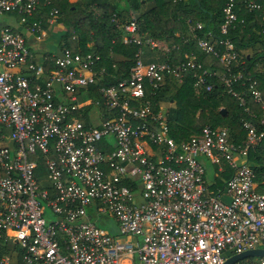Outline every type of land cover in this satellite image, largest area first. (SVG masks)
Returning <instances> with one entry per match:
<instances>
[{
  "label": "built area",
  "instance_id": "1",
  "mask_svg": "<svg viewBox=\"0 0 264 264\" xmlns=\"http://www.w3.org/2000/svg\"><path fill=\"white\" fill-rule=\"evenodd\" d=\"M41 1L49 3L0 0V15H18L39 42L45 22L33 15ZM236 3L224 2L223 35L239 20ZM243 3L264 19V0ZM127 8L130 18L117 26L123 42L137 45L133 64L93 96L90 84L115 77L100 54L61 47L46 71L48 57L35 59L27 35L0 26V264H222L264 248V179L251 158L264 140V91L250 72L264 71V57L248 69L247 52L228 37H197L220 67H205L190 52L175 62L176 45L139 31ZM59 14L50 8L46 22ZM143 47L162 59L145 62ZM187 73L195 94L219 82L244 108L241 141L223 125L204 124L187 139L170 135L149 94ZM204 159L220 185L206 179ZM232 264H264V256Z\"/></svg>",
  "mask_w": 264,
  "mask_h": 264
},
{
  "label": "trees",
  "instance_id": "2",
  "mask_svg": "<svg viewBox=\"0 0 264 264\" xmlns=\"http://www.w3.org/2000/svg\"><path fill=\"white\" fill-rule=\"evenodd\" d=\"M224 2L225 0H125L123 4L120 0H76L74 3L49 0V3L41 1L40 9L34 12L33 19L42 16L44 25L47 26L49 23L45 19L49 16L50 8H58L60 14L56 22L61 23L64 29L59 36L60 47L101 55V64L106 67V72L115 77L104 76L99 83L90 84L86 95L93 96L97 94V87L126 75L133 64L137 45L123 42L119 37L121 29L117 26L130 18L127 7L136 11L139 31L164 40L169 45H176L171 50L175 62L183 60L184 52H190L205 67H220L211 53L199 48L197 37H228L236 48L244 54L247 52V66L248 69L252 68L254 61L264 57V19L249 11L243 0H237L235 10L239 20L223 35L220 25L224 19ZM197 23H201V27H195ZM44 68L47 71L48 68ZM250 72L258 77V85L264 91V71H257L254 65ZM149 96L155 110L161 99L167 98L175 104L166 113V117L170 135L176 140L187 139L192 134L199 133L204 124L229 127L232 138L237 142L244 137L241 120L248 117L247 113L235 98L223 90L219 82L211 90L195 94L193 77L187 73L182 83L170 77L163 87ZM249 104L257 114L261 113L259 106L250 99ZM84 118L88 120V117ZM251 158L256 163L254 169L257 179H264V140ZM229 173L230 169L225 167L222 174L228 177ZM259 189L264 190V185H260Z\"/></svg>",
  "mask_w": 264,
  "mask_h": 264
},
{
  "label": "crops",
  "instance_id": "3",
  "mask_svg": "<svg viewBox=\"0 0 264 264\" xmlns=\"http://www.w3.org/2000/svg\"><path fill=\"white\" fill-rule=\"evenodd\" d=\"M66 1H70V0H66ZM76 0H72L70 1V3H74ZM145 6V5H144ZM14 20L17 22V17L13 14L10 15H0V26L4 25V24H10L13 23ZM58 24L57 27H59V33H63L64 29H63V25H61V23H54V24H49L47 26H45V31H46V35H45V40L43 41H39V42H35L34 39L32 38V36H30L28 34V32L26 30H24V27L20 26L18 23L15 27V29L22 31L25 35H27V41L29 43V45L31 46L32 51L34 52L35 55V59L38 62H44V56H47L48 58L46 59L45 62V66L47 68H49L52 64H53V58L52 55L55 54H59L60 53V45H59V40L56 41H50L49 38L52 36V27ZM59 34V36H60ZM247 51H250V49H246ZM142 57L143 60L145 62H150V61H158L160 59H162L161 55L155 51V50H150L148 47H143L142 50ZM162 106V110L167 113L170 110H172L175 107V104L171 101L168 100L167 98L165 99H161L159 100V106ZM206 159H204V163H205V167H206V179H207V175L209 173L210 175V179L209 180H219L218 178V174L216 171V167L211 165L209 168H207L206 166ZM208 180V179H207ZM219 182V181H218ZM217 181H215V183H217L216 185H219ZM215 186V184L213 185Z\"/></svg>",
  "mask_w": 264,
  "mask_h": 264
},
{
  "label": "water",
  "instance_id": "4",
  "mask_svg": "<svg viewBox=\"0 0 264 264\" xmlns=\"http://www.w3.org/2000/svg\"><path fill=\"white\" fill-rule=\"evenodd\" d=\"M222 111L224 110L222 109ZM248 256H264V248H251L240 253L233 254L232 256L225 259L222 264H232L234 261Z\"/></svg>",
  "mask_w": 264,
  "mask_h": 264
},
{
  "label": "rangeland",
  "instance_id": "5",
  "mask_svg": "<svg viewBox=\"0 0 264 264\" xmlns=\"http://www.w3.org/2000/svg\"><path fill=\"white\" fill-rule=\"evenodd\" d=\"M70 1H72V0H70ZM69 1V2H70ZM121 1V3H123L124 4V1L125 0H120ZM56 23V22H55ZM10 25L11 26H13L14 28L16 27V25H17V22L14 20V22L13 23H10ZM58 26V24H55L53 27H52V36L49 38V40L50 41H56V40H59V27H57ZM46 38V37H45ZM45 38H43L41 41H43L44 42V40H45ZM40 41V42H41ZM206 166H207V168H209L210 166H211V164L208 162V161H206ZM211 177H210V175H209V173H208V175H207V179L209 180ZM47 214H46V218H47V220H50L51 218H52V213L50 212V211H48L47 210ZM97 224L98 225H100V226H102V227H104V224H103V222H102V220H98L97 221Z\"/></svg>",
  "mask_w": 264,
  "mask_h": 264
}]
</instances>
